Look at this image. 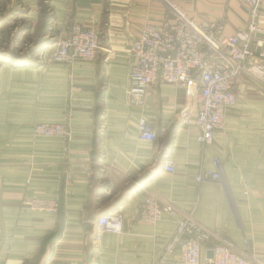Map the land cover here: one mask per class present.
I'll list each match as a JSON object with an SVG mask.
<instances>
[{"label":"crops","instance_id":"1","mask_svg":"<svg viewBox=\"0 0 264 264\" xmlns=\"http://www.w3.org/2000/svg\"><path fill=\"white\" fill-rule=\"evenodd\" d=\"M46 5L43 10L41 0H0V264H154L175 219L162 214L155 223L133 221L145 197L174 205L178 215L193 213L212 231V242L264 263V84L241 76L236 101L206 147L196 140V126L182 122L195 115L182 89L151 87L143 107L125 99L130 46L146 23L177 9L197 22L218 21L232 34L249 18L240 0ZM72 22L99 33L95 59L8 63L26 58L14 48L28 43L33 50L47 43L48 58ZM258 23L264 28V0ZM141 116L155 127L156 139L138 138ZM38 122H64L68 136L36 135ZM166 157L172 172L163 168ZM214 157L220 181L197 184L194 176L213 169ZM33 196L60 200V211L24 206ZM113 211L123 214V231L97 236L98 218Z\"/></svg>","mask_w":264,"mask_h":264},{"label":"built area","instance_id":"2","mask_svg":"<svg viewBox=\"0 0 264 264\" xmlns=\"http://www.w3.org/2000/svg\"><path fill=\"white\" fill-rule=\"evenodd\" d=\"M249 18L243 29L225 34L220 22L195 21L185 13L173 9L158 22L146 23L130 46L127 73L126 104L143 107L151 87L163 83L182 89L195 108L193 117L182 122L197 128V142L206 147L213 134L224 123L226 110L236 101L235 86L241 76L253 77L264 84V28L258 18L263 0H240ZM99 33L89 26L72 22L64 36L55 42L48 58L44 48L39 62L60 61L70 64L75 58L93 60L100 50ZM260 58V62H255ZM33 133L41 136H68L63 123L38 122ZM141 140H154L157 133L153 124L141 116L137 124ZM213 169H200L194 179L218 182L221 179L220 161L211 160ZM166 171L174 170L166 157ZM23 205L31 209L58 213L59 201L39 196L26 198ZM162 214L175 219L173 235L163 244L162 254L154 264H264L254 256H247L226 244L212 242V231L204 227L193 213L178 215L172 204L159 205L152 197H145L134 209L133 221L157 222ZM124 217L120 211L101 215L97 222V236L103 232L121 233ZM211 243V244H210ZM212 256L208 257L207 252Z\"/></svg>","mask_w":264,"mask_h":264},{"label":"trees","instance_id":"3","mask_svg":"<svg viewBox=\"0 0 264 264\" xmlns=\"http://www.w3.org/2000/svg\"><path fill=\"white\" fill-rule=\"evenodd\" d=\"M42 1V9L43 10H46L47 9V5H46V0H41ZM49 41V40H48ZM50 43V42H49ZM47 44V43H45ZM41 45L40 47H37L36 49L33 50V53H32V57L31 58H19L17 60H8V63L13 65V66H21V65H25V64H30V65H37L39 64L40 62L38 61V54L42 51V49L44 48V45ZM7 60V59H6ZM60 206H61V203H60V200H59V210L60 211ZM59 229H61V218H60V224H59ZM59 229L57 230L56 232V238H58V235H59Z\"/></svg>","mask_w":264,"mask_h":264},{"label":"rangeland","instance_id":"4","mask_svg":"<svg viewBox=\"0 0 264 264\" xmlns=\"http://www.w3.org/2000/svg\"><path fill=\"white\" fill-rule=\"evenodd\" d=\"M53 41H54V39H53ZM34 47H35L34 45L33 46H30L29 43H28L27 46H25V44H24V46H22V45H16L15 48H14V50H17L18 53L21 52L22 54H26V56H24V57L27 58L29 56L30 57L32 56V53H33L32 50H33ZM4 61H5V59H4Z\"/></svg>","mask_w":264,"mask_h":264},{"label":"water","instance_id":"5","mask_svg":"<svg viewBox=\"0 0 264 264\" xmlns=\"http://www.w3.org/2000/svg\"><path fill=\"white\" fill-rule=\"evenodd\" d=\"M207 256H208V257H211V256H212V252H211V251H208V252H207ZM88 261H90V258L88 259Z\"/></svg>","mask_w":264,"mask_h":264}]
</instances>
